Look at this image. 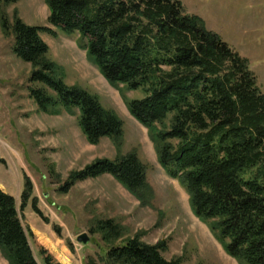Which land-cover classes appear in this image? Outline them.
<instances>
[{
	"label": "trees",
	"instance_id": "16d2710c",
	"mask_svg": "<svg viewBox=\"0 0 264 264\" xmlns=\"http://www.w3.org/2000/svg\"><path fill=\"white\" fill-rule=\"evenodd\" d=\"M20 0H0V29L13 38L16 57L31 67L30 97L42 112L59 105L78 111V126L96 145L109 138L118 146L123 123L97 97L65 83L63 71L47 55L40 33L2 7ZM48 24L78 35V47L113 88L141 90L126 100L128 113L146 128L157 161L188 195L197 219L209 228L225 253L238 264H264V93L249 61L186 13L180 0H45ZM38 84V86H34ZM109 175L142 205L151 199L146 167L131 152L96 159L72 171L60 191L77 182ZM32 184L24 176L20 209L30 200ZM33 211L42 216L36 199ZM47 221L46 219H44ZM104 241L122 236L112 220L90 228ZM60 235V230L55 228ZM31 233L19 216L13 196L0 188V254L7 264H38ZM164 241L148 244L138 237L107 249L102 263L184 264L166 259ZM43 264H61L43 248Z\"/></svg>",
	"mask_w": 264,
	"mask_h": 264
},
{
	"label": "rangeland",
	"instance_id": "374dc122",
	"mask_svg": "<svg viewBox=\"0 0 264 264\" xmlns=\"http://www.w3.org/2000/svg\"><path fill=\"white\" fill-rule=\"evenodd\" d=\"M186 13L197 16L205 29L218 35L245 57L264 93V0H180ZM8 19L16 15L30 26L48 27L55 35L40 33L49 47L47 57L63 71L64 81L97 97L123 123L117 146L103 138L89 144L78 126V111L59 105L42 112L30 97L28 63L15 56L13 38L0 29V188L14 197L33 255L42 263L43 248L61 264L102 263L111 246L138 237L148 244L164 241L166 259L184 264H238L217 242L207 225L195 217L184 188L160 167L146 128L130 116L126 100L141 99V90L111 87L78 47V35H66L48 24L45 0H20L2 7ZM34 86H38L35 84ZM135 153L146 167L151 199L142 205L111 176L77 182L67 193L60 191L72 171L96 159H115ZM24 176L32 184L30 200L20 209ZM36 199L37 215L31 200ZM46 219L47 221H45ZM110 219L122 236L104 241L89 230L99 220ZM60 230V235L55 232ZM86 233L87 245L76 241ZM0 264H7L0 254Z\"/></svg>",
	"mask_w": 264,
	"mask_h": 264
},
{
	"label": "water",
	"instance_id": "95a60500",
	"mask_svg": "<svg viewBox=\"0 0 264 264\" xmlns=\"http://www.w3.org/2000/svg\"><path fill=\"white\" fill-rule=\"evenodd\" d=\"M76 241L79 244L87 245L90 242V238L88 237V235L86 233H82V234L77 236Z\"/></svg>",
	"mask_w": 264,
	"mask_h": 264
},
{
	"label": "crops",
	"instance_id": "0c3cea01",
	"mask_svg": "<svg viewBox=\"0 0 264 264\" xmlns=\"http://www.w3.org/2000/svg\"><path fill=\"white\" fill-rule=\"evenodd\" d=\"M102 176H106V175H102ZM107 176H109V175H107ZM101 177V176H100ZM97 178H99V177H97ZM96 179V178H95Z\"/></svg>",
	"mask_w": 264,
	"mask_h": 264
}]
</instances>
